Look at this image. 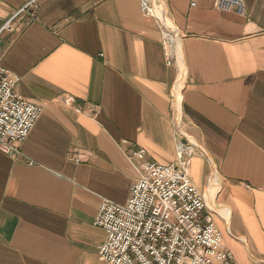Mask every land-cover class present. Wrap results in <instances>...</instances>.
<instances>
[{
	"label": "crops",
	"instance_id": "crops-1",
	"mask_svg": "<svg viewBox=\"0 0 264 264\" xmlns=\"http://www.w3.org/2000/svg\"><path fill=\"white\" fill-rule=\"evenodd\" d=\"M32 1L0 0V30ZM162 1L181 76L140 0H37V19L21 13L1 33V65L43 112L20 155L0 151V264H106L95 219L104 201L130 199V151L175 163V92L199 146L190 178L224 247L264 264V0H243L244 14Z\"/></svg>",
	"mask_w": 264,
	"mask_h": 264
},
{
	"label": "built area",
	"instance_id": "built-area-1",
	"mask_svg": "<svg viewBox=\"0 0 264 264\" xmlns=\"http://www.w3.org/2000/svg\"><path fill=\"white\" fill-rule=\"evenodd\" d=\"M144 15L156 21L162 37L167 66L180 72L177 28L168 19L162 0H140ZM195 6V5H193ZM216 10L245 13L243 0H213ZM37 0L12 17L0 30L11 29L21 13L37 19ZM166 15V17H165ZM168 15V17H167ZM182 39V38H181ZM2 45L0 41V56ZM19 78L0 61V151L9 156L21 153L43 108L17 93ZM72 106L71 99H65ZM176 161L163 166L147 159L144 150H133L129 159L140 163V177L124 205L104 201L94 225L105 231L106 241L98 248L106 264H238L223 244L215 215L205 195L190 178L192 161L199 146L183 130L180 100L175 92ZM81 108L79 107V110Z\"/></svg>",
	"mask_w": 264,
	"mask_h": 264
},
{
	"label": "bare ground",
	"instance_id": "bare-ground-1",
	"mask_svg": "<svg viewBox=\"0 0 264 264\" xmlns=\"http://www.w3.org/2000/svg\"><path fill=\"white\" fill-rule=\"evenodd\" d=\"M165 17H166V15H165ZM167 17H168V15H167ZM168 19H169V17H168ZM178 31V30H177ZM175 33H176V35H177V48H178V56H179V58H180V70H181V75H182V65H183V56H182V51H181V46H180V41H181V37L179 36V33H177L176 32V30L174 31ZM180 75V76H181ZM179 93V92H178ZM219 211V210H218Z\"/></svg>",
	"mask_w": 264,
	"mask_h": 264
},
{
	"label": "rangeland",
	"instance_id": "rangeland-1",
	"mask_svg": "<svg viewBox=\"0 0 264 264\" xmlns=\"http://www.w3.org/2000/svg\"><path fill=\"white\" fill-rule=\"evenodd\" d=\"M224 242H225V240H224Z\"/></svg>",
	"mask_w": 264,
	"mask_h": 264
}]
</instances>
